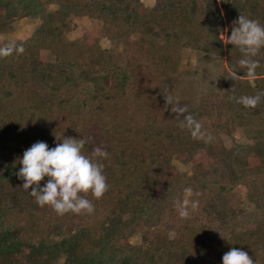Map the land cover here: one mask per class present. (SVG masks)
I'll list each match as a JSON object with an SVG mask.
<instances>
[{"label":"trees","instance_id":"1","mask_svg":"<svg viewBox=\"0 0 264 264\" xmlns=\"http://www.w3.org/2000/svg\"><path fill=\"white\" fill-rule=\"evenodd\" d=\"M240 14L264 25V0H155L152 7L143 0H0V35L19 19L40 21L28 39L0 43L24 49L0 57V264H162L158 257L170 254L177 257L171 264H217L208 257L218 249L253 250L254 231L214 233L215 224L239 216L241 185L246 201L264 210V100L253 109L232 99L264 92V48L249 79L226 39ZM80 18L97 26L69 40ZM183 50L225 58L214 93L180 94ZM147 62L157 83L146 80ZM168 95L199 123L225 111L246 143L216 150L194 138L166 105ZM64 137L85 139L89 157L97 146L108 153L99 160L108 191L87 195L92 214L39 207L17 176L24 151L41 141L54 148ZM173 159L190 173L174 170ZM186 188L199 206L182 219L176 203ZM169 232L181 242L187 235L185 247L168 243ZM135 234L141 241L132 245Z\"/></svg>","mask_w":264,"mask_h":264},{"label":"clouds","instance_id":"2","mask_svg":"<svg viewBox=\"0 0 264 264\" xmlns=\"http://www.w3.org/2000/svg\"><path fill=\"white\" fill-rule=\"evenodd\" d=\"M227 44L236 47L242 54L238 61L240 68L246 69L249 79H255L256 69L260 62L255 59L264 48V25L258 20L239 15L233 22L231 35L226 38ZM22 46L14 43L0 48V57L11 55L13 52L23 53ZM239 78V77H236ZM236 103L244 108H256L264 100V92L252 96L232 97ZM166 105H171V111L176 114L181 128H187L194 138L206 139L211 142L212 137L201 131L202 125L188 113L186 106H179L178 98L172 95L164 97ZM182 117V119H181ZM54 148H49L45 142H36L24 151L19 163L22 165L17 176L24 181L22 188L35 198V202L41 208L50 206L57 215L67 213L81 214L94 212V205L87 195L90 193L95 199H101L108 191L104 165L100 159H107L108 153L97 146L93 150L92 157L83 153L87 141L83 138L67 137L58 140ZM47 178V182L41 187V182ZM31 189V191H29ZM185 199L176 203V209L182 219L190 215V210L195 211L199 206L198 201H190L191 188H186ZM222 264H253V259L247 252L232 248L222 257Z\"/></svg>","mask_w":264,"mask_h":264},{"label":"rangeland","instance_id":"3","mask_svg":"<svg viewBox=\"0 0 264 264\" xmlns=\"http://www.w3.org/2000/svg\"><path fill=\"white\" fill-rule=\"evenodd\" d=\"M153 0H143L146 7L152 3ZM49 9H54L55 6L51 5ZM40 21L36 20L32 23L25 21L24 19H19L12 24V29L7 34L0 35V43L5 41L13 40H25L28 39L32 33L39 26ZM73 29L67 34L69 40H75L80 38L85 32L94 30L97 26L96 22L88 18H80L73 20ZM224 38L223 35H221ZM100 45L103 48H110V42L105 38H100ZM147 75L146 80L152 83H157L159 81L158 75L155 73L154 66L150 62H147ZM225 58L215 57L211 55H206L192 50H183L181 53V62L178 66V73L180 76V94L186 97H200L203 95H208L214 93L218 89L219 77L225 68ZM154 103L156 99L153 100ZM153 106L162 113L166 111V107L161 103H155ZM204 128L201 130L205 135H210L212 137L211 142H207L213 146L216 150H221L224 147L229 146L232 142L238 144H245V136L242 129L236 126L228 118V114L223 112H218L213 114L211 117L203 119L200 123ZM201 139V138H200ZM201 141L206 142V139H201ZM174 170L189 174L190 166L173 159L171 162ZM240 198H241V211L239 216L234 217L226 221V223H220L214 225V233L217 237H221L223 233L228 231H234L236 233H243L250 231L256 232L254 238L250 239L251 246L253 250L247 252L249 257L253 259V264H264V210H257L252 204L246 201V188L241 185L238 188ZM185 194L182 199L184 200ZM190 201H197V197L192 193L191 197H188ZM189 218H191V213ZM96 227L93 226L90 230V235L95 233ZM191 236V235H190ZM224 236V235H223ZM187 235L178 240L174 232H169L167 236V242L176 241V244L181 245L184 248V239H187ZM225 237V236H224ZM191 238V237H190ZM189 239V238H188ZM140 235L135 234L129 240L128 243L136 245L140 243ZM177 247V246H175ZM219 248V247H218ZM232 249L230 246L227 248H222L216 250V253H212L213 257H208V261H214L217 264H222L223 255ZM246 252V251H245ZM177 257H173L171 254L164 257H158L160 263L171 264ZM62 263V258L59 259L58 264Z\"/></svg>","mask_w":264,"mask_h":264},{"label":"crops","instance_id":"4","mask_svg":"<svg viewBox=\"0 0 264 264\" xmlns=\"http://www.w3.org/2000/svg\"><path fill=\"white\" fill-rule=\"evenodd\" d=\"M154 1H155V0H153V1H152V3H151V4H149V6H148V7H152V6L154 5Z\"/></svg>","mask_w":264,"mask_h":264},{"label":"built area","instance_id":"5","mask_svg":"<svg viewBox=\"0 0 264 264\" xmlns=\"http://www.w3.org/2000/svg\"><path fill=\"white\" fill-rule=\"evenodd\" d=\"M217 1H219V0H217Z\"/></svg>","mask_w":264,"mask_h":264}]
</instances>
